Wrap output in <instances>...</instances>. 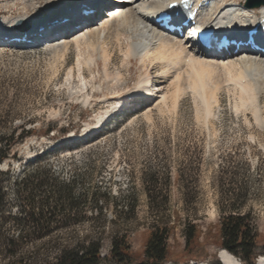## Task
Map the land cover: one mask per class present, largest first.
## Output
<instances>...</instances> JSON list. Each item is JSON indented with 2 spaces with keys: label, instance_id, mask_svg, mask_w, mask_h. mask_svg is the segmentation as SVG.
<instances>
[{
  "label": "rangeland",
  "instance_id": "obj_1",
  "mask_svg": "<svg viewBox=\"0 0 264 264\" xmlns=\"http://www.w3.org/2000/svg\"><path fill=\"white\" fill-rule=\"evenodd\" d=\"M57 12H63L62 7ZM48 16L44 11L38 23ZM33 22L21 27L37 21ZM129 36H122L121 47L111 40L113 62L107 73L102 59L92 70L85 68L87 85L78 74L73 45L67 56L60 57L44 46L0 48V130L25 125L39 131L19 145L18 158L1 166L12 214L19 209L16 192L25 180L24 168L30 170L27 175L50 169L55 179L74 182L75 195L86 201V211L71 218L67 228L24 234L7 224L5 235L34 242L23 253L30 261L90 241H98L106 256L113 238L121 234L130 237L134 252L142 257L150 228L166 223L172 228L168 240L172 260L167 264H224L214 239L221 216L231 209L230 200L222 199L227 189L246 192L242 211L252 213L260 242L264 241V123L257 121L253 110H236L237 94L226 84L209 117L196 109L190 89L176 103L172 96L160 105L128 98L127 105L120 106L116 102L126 98L146 72L155 84L162 81L156 76L160 62L151 67L138 60L122 65ZM74 66L71 78L68 74ZM170 80L163 85L168 95ZM261 105L264 108V93ZM107 111L110 117L99 124ZM88 124L95 127L87 134ZM47 128H53L48 135L43 133ZM75 133L80 138H74ZM36 155L39 159L28 164L27 158ZM187 222L203 231L192 251L185 248ZM260 257H264L261 247L255 264H260Z\"/></svg>",
  "mask_w": 264,
  "mask_h": 264
},
{
  "label": "bare ground",
  "instance_id": "obj_2",
  "mask_svg": "<svg viewBox=\"0 0 264 264\" xmlns=\"http://www.w3.org/2000/svg\"><path fill=\"white\" fill-rule=\"evenodd\" d=\"M118 1L120 3H114L113 0H0V48L19 50L44 46L45 50L56 55L67 56L73 45L77 51L78 74L81 82L87 85L85 68L92 70L93 65L98 64V59H102L107 73L109 64L113 62L111 40L114 38L121 47L122 36L129 34L122 65L127 67L133 60H138L143 66L151 67L155 62H160L157 67L160 74L156 76L162 81L160 85L155 84V80L151 79L153 75L146 72V75L140 76L138 86L127 91L126 98L116 102L120 106H126L128 98H145L150 101V105H160L172 96L176 103L185 90L190 89L197 103L196 109L209 117L213 114L214 103L220 104L219 92L225 86L223 84H226L237 94L236 110H253L257 121L264 123V108L261 105L264 93V52L253 51L244 45L235 50L233 45L228 51L213 56L200 55L189 36L169 34L156 25L154 18L166 10V0ZM203 1L208 3L198 10L196 27L210 29L221 26L223 34L242 37L264 18V5L257 6L249 0ZM261 1L264 3V0ZM60 7L63 12L58 14L57 9ZM67 7L71 13L64 10ZM91 10L94 12L85 13ZM44 11L49 16L45 22L38 23ZM172 20L176 21L177 17L172 16ZM33 21H37L35 25L27 29L21 27L22 23ZM56 33L61 36L55 37ZM260 33L258 31L253 36L264 47ZM23 37L31 42L14 40ZM74 71L75 66L68 74L71 78H74ZM120 79L115 80L121 83ZM166 79H171L168 85L172 90L171 95L163 91ZM110 113L107 111L98 123L108 119ZM94 127L88 124L85 133L93 131ZM72 136L80 138L76 133ZM220 258L224 264H242L239 258L227 250L221 251ZM259 263L264 264V257H260Z\"/></svg>",
  "mask_w": 264,
  "mask_h": 264
},
{
  "label": "trees",
  "instance_id": "obj_3",
  "mask_svg": "<svg viewBox=\"0 0 264 264\" xmlns=\"http://www.w3.org/2000/svg\"><path fill=\"white\" fill-rule=\"evenodd\" d=\"M52 130L53 128H47L43 133L48 135ZM38 133L36 128H27L25 125L6 132L0 130V264H104L106 261L116 264H167L172 260L168 246L172 228L166 223H158L150 228L142 257L134 252L130 237L121 234L113 238L110 252L106 256L102 255L98 241H90L75 248L63 247L56 255L44 259L25 260L23 253L34 242L23 236H6L4 230L7 224H12L19 233H46L67 228L71 224V218L86 211V201L75 195L74 182L55 179L51 176L50 169H35L27 175L26 172L30 170L24 168L25 180L16 192L19 209L16 214H12L2 181L6 172H3L1 166L11 158H18L19 145ZM39 157L40 155H36L27 163L32 164ZM223 194V200H230L231 209L221 216L214 243L241 261L255 264L259 248H264V241L260 242V233L252 213L242 211L247 194L233 188L227 189ZM184 233L185 248L192 251L199 244L203 231L197 224L187 222ZM3 258L6 262H3ZM189 260L191 259H186Z\"/></svg>",
  "mask_w": 264,
  "mask_h": 264
}]
</instances>
